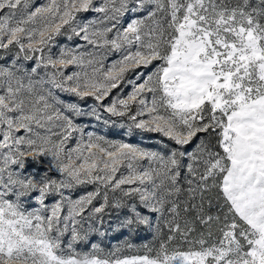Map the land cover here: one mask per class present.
Returning <instances> with one entry per match:
<instances>
[{"label":"rangeland","instance_id":"1","mask_svg":"<svg viewBox=\"0 0 264 264\" xmlns=\"http://www.w3.org/2000/svg\"><path fill=\"white\" fill-rule=\"evenodd\" d=\"M0 264H264V0H0Z\"/></svg>","mask_w":264,"mask_h":264}]
</instances>
